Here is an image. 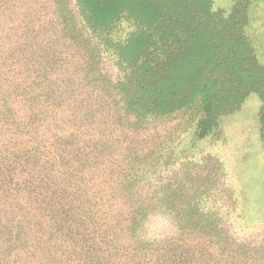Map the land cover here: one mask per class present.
I'll use <instances>...</instances> for the list:
<instances>
[{
	"label": "trees",
	"instance_id": "trees-1",
	"mask_svg": "<svg viewBox=\"0 0 264 264\" xmlns=\"http://www.w3.org/2000/svg\"><path fill=\"white\" fill-rule=\"evenodd\" d=\"M214 2L0 0V264H264L223 162L176 157L252 95L264 140L261 0Z\"/></svg>",
	"mask_w": 264,
	"mask_h": 264
},
{
	"label": "rangeland",
	"instance_id": "rangeland-1",
	"mask_svg": "<svg viewBox=\"0 0 264 264\" xmlns=\"http://www.w3.org/2000/svg\"><path fill=\"white\" fill-rule=\"evenodd\" d=\"M236 0H215V9H227ZM252 32L260 47L264 49V0L255 7L252 18ZM264 59V51L262 52ZM260 102L252 95L243 110L222 121L218 133L201 139L195 130L185 135L176 149L178 161L200 159L212 155L219 158L229 174L228 180L235 188L240 200L245 198L249 205L245 212L248 219H262L259 224L236 225V234L258 237L264 236V140L260 138L258 111ZM154 234L168 233L171 224L161 219L151 227Z\"/></svg>",
	"mask_w": 264,
	"mask_h": 264
}]
</instances>
